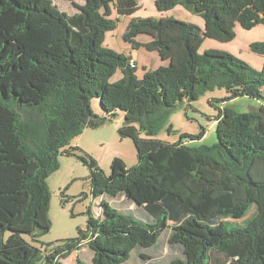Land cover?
Masks as SVG:
<instances>
[{
	"label": "trees",
	"instance_id": "obj_1",
	"mask_svg": "<svg viewBox=\"0 0 264 264\" xmlns=\"http://www.w3.org/2000/svg\"><path fill=\"white\" fill-rule=\"evenodd\" d=\"M54 1L0 0V18L12 17L0 22V264L40 260L32 242L51 228L47 179L59 170V156L77 155L73 140L105 120L93 111L95 98L108 114L125 113L119 133L133 140L138 163L128 167L115 158L106 175L92 156H78L91 169L103 212L90 208L87 230L61 240L40 264H64L83 245L94 253L92 264H124L139 247L154 248L138 254L139 264H264V64L256 69L219 49L200 52L207 38L233 41L236 23L245 30L264 25V0H156L160 13L181 5L205 27L133 19L124 41L168 61L142 78L137 64L130 65L132 55L103 47L117 28L114 10L133 15L138 0H68L79 10L74 15ZM140 35L151 41L139 42ZM250 49L264 56V41ZM119 70L122 78L112 82ZM216 89L227 93L212 100L217 143L189 144L205 129L177 143L154 137L178 102ZM243 97L256 99L258 108L217 105ZM254 206L244 226L228 225ZM76 264L87 263L78 255Z\"/></svg>",
	"mask_w": 264,
	"mask_h": 264
},
{
	"label": "rangeland",
	"instance_id": "obj_2",
	"mask_svg": "<svg viewBox=\"0 0 264 264\" xmlns=\"http://www.w3.org/2000/svg\"><path fill=\"white\" fill-rule=\"evenodd\" d=\"M59 9L69 15H74L79 10L68 0H55ZM77 4L83 5V1H77ZM139 9L129 16H119L116 11L112 15L113 19H119L117 28L108 32L103 42V47L112 49L118 53L129 54L133 52L137 59V76L142 78L145 71L155 70L160 66L168 65V61H163L157 51L151 52L142 47L134 50L132 46L123 39L127 31L129 23L133 19L140 18H175L183 20L199 26L204 29L205 22L203 18L196 15L183 6L179 5L172 10L160 13L156 7V0H138ZM12 17H2L0 22H9ZM236 37L231 42H219L210 38L205 39L200 52L204 53L208 49H219L243 59L256 69H261L264 64V56L251 51L250 45L253 42L264 41V25H259L251 30H245L239 23L235 25ZM39 40L43 43L44 36L40 35ZM137 40L141 43L151 41L149 35H140ZM23 45V44H22ZM23 47L27 48L24 44ZM22 63V62H21ZM146 67V68H145ZM122 78V72L119 70L112 78V82H116ZM227 96L225 90H214L201 95L198 100L189 101L184 99L171 108L168 117H163L158 129H156L154 137L170 143H177L183 134L199 135L203 129L206 134L200 140H192L188 143L192 146L209 145L212 146L218 141L217 122L215 117L218 110L212 104L214 99H222ZM218 106L231 105L240 112H247L258 108L259 102L256 99L246 97L234 99L225 103H218ZM92 108L94 113L105 119L97 128H88L82 135L73 140L72 146L79 147L76 156L61 155L59 156L60 168L54 172L48 179L47 184L51 191V200L49 203V219L51 228L48 233L40 236V243H35L41 250V258L35 264H40L46 255L51 251H56L61 246V240L79 238L81 231H86L88 226V211L91 208L94 215L102 214L100 199L94 198L92 183L90 180L91 169L78 156H83L88 160L91 156L98 162L100 168L106 175L111 173L112 162L115 158L124 160L128 167H132L138 163V156L135 144L131 138H122L119 129L123 126L122 119L125 113L117 111L116 114H108L101 106L100 100L95 98L92 100ZM144 136V135H143ZM108 201H110L108 199ZM113 205L127 210L117 200H111ZM121 205V206H120ZM139 212H145L143 208ZM256 212L254 206L248 212L247 216L241 220L233 221L232 226H244L252 213ZM146 213V212H145ZM147 214V213H146ZM228 221H232L231 219ZM164 236V235H163ZM162 236V238H163ZM30 240L29 236H25ZM84 249L79 253H74L70 257L63 260L64 264H76L78 255L87 264L93 263L94 253L87 245H83ZM154 248L139 247L131 259L124 264H139V253H151Z\"/></svg>",
	"mask_w": 264,
	"mask_h": 264
},
{
	"label": "crops",
	"instance_id": "obj_3",
	"mask_svg": "<svg viewBox=\"0 0 264 264\" xmlns=\"http://www.w3.org/2000/svg\"><path fill=\"white\" fill-rule=\"evenodd\" d=\"M134 50H138V49H134ZM127 55H132V57L135 59V57H134V55H133V52H130L129 54H127ZM136 60V64L138 63L137 62V59H135ZM138 67V66H137ZM146 68V67H145ZM124 119V118H123ZM123 119H122V121H123ZM216 122V121H215ZM124 199V198H123ZM100 206H101V198H100V204H99ZM131 207V209H134V208H136L135 206H133V205H131L130 206ZM86 248H88V247H86ZM84 249V247L80 250V251H77V252H75V253H79V252H81L82 250ZM166 253H167V247L165 246V248H164V251H163V256H165L166 255ZM74 254V253H73Z\"/></svg>",
	"mask_w": 264,
	"mask_h": 264
},
{
	"label": "built area",
	"instance_id": "obj_4",
	"mask_svg": "<svg viewBox=\"0 0 264 264\" xmlns=\"http://www.w3.org/2000/svg\"><path fill=\"white\" fill-rule=\"evenodd\" d=\"M130 65H131L132 67H135V65H136V61H135L134 59H131V60H130Z\"/></svg>",
	"mask_w": 264,
	"mask_h": 264
},
{
	"label": "clouds",
	"instance_id": "obj_5",
	"mask_svg": "<svg viewBox=\"0 0 264 264\" xmlns=\"http://www.w3.org/2000/svg\"><path fill=\"white\" fill-rule=\"evenodd\" d=\"M134 59V58H133ZM135 60V59H134ZM136 61V60H135Z\"/></svg>",
	"mask_w": 264,
	"mask_h": 264
}]
</instances>
